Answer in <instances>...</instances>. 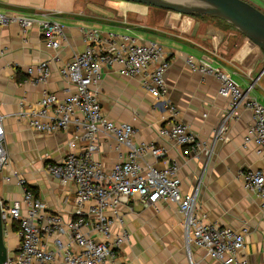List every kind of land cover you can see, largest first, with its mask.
<instances>
[{
  "label": "crops",
  "instance_id": "1",
  "mask_svg": "<svg viewBox=\"0 0 264 264\" xmlns=\"http://www.w3.org/2000/svg\"><path fill=\"white\" fill-rule=\"evenodd\" d=\"M247 1L264 11V0ZM0 11L20 13L37 21L26 39L17 23L0 27V112L4 115L10 158L9 165L0 171V200L23 197L24 187L16 178L5 179L16 168L51 211L65 219L76 216L75 184L64 185L44 169L46 162H58L68 152V142L76 135L75 127L56 132L34 131L18 113L19 100L35 102L44 88L60 97L68 93L70 81L59 68L86 48V28L128 33L163 45L171 60L165 72L169 85L166 100L178 107L177 119L188 125L203 148L212 150L211 154L185 156L183 146L161 136L159 127L171 120L165 100L153 97L143 87L140 76L120 74L117 64L103 65L98 82L104 114L131 123L136 128L135 142L164 146L165 159L148 154L146 161L156 165L176 161L182 190L191 192L199 186L196 202L205 214L204 221L234 229L246 228L242 255L249 264H264V211L258 196L244 187L241 175L249 167L264 169V156L257 153L253 143L245 144L252 112L239 104L238 114L227 118L226 130L217 137V129L231 108L230 98L220 94L216 75L193 69L186 61L192 55L197 62L226 72L244 88L255 80L251 94L264 105L261 47L221 18L193 16L128 0H0ZM45 18L64 25L58 50L45 44L38 23ZM55 53L60 59L51 61ZM42 60L50 61L52 71L46 84L33 81L27 70ZM75 143V150L79 151L85 142L75 138ZM116 145L113 138L101 137L93 157L110 168L128 150L125 145L119 148ZM157 206L156 210L133 201L123 205L125 222L123 226L115 223L112 229L113 233H119L124 227L129 232L128 240L120 248L121 258L129 264H187L183 214L175 202L159 201ZM2 223L7 255H10L18 249L20 237L13 222ZM191 256L195 264H222L200 248H193Z\"/></svg>",
  "mask_w": 264,
  "mask_h": 264
},
{
  "label": "built area",
  "instance_id": "2",
  "mask_svg": "<svg viewBox=\"0 0 264 264\" xmlns=\"http://www.w3.org/2000/svg\"><path fill=\"white\" fill-rule=\"evenodd\" d=\"M37 21L20 13L0 11V27L17 23L26 39ZM45 44L58 50L64 36V25L48 18L38 21ZM86 48L77 52L59 68L70 81L71 88L62 97L47 88L35 102L19 100V115L37 132H56L75 127L76 135L68 142V152L58 162H46L45 171L58 178L64 185L75 184V213L65 219L51 211L44 200L26 183L21 171L12 168L6 180L15 177L24 187L21 199L0 200L1 218L13 222L20 237L18 249L7 255L3 264H129L120 255L121 246L128 240L124 227L113 233V225L123 226V205L130 201L158 209L157 202H175L183 214V231L189 262L195 264L191 251L200 248L222 264H249L242 255L247 229H234L204 221V212L196 202L198 187L185 192L181 187L179 164L166 161L156 165L146 161L151 154L165 159L167 150L154 142H135L136 128L129 122L116 121L103 112L98 94V82L103 65H118V72L125 76H140L143 87L157 99L165 100L171 120L159 127V134L184 147L185 156L211 154L203 148L197 136L177 119L179 109L166 100L169 85L165 72L171 60L162 44L155 40H140L123 32L86 28ZM55 53L51 61L59 60ZM187 63L203 73L214 74L220 80L219 92L229 96L230 109L217 129L222 136L227 118L237 115L243 104L252 112V122L245 135V144L253 143L257 153L264 156V105L251 93L256 87L253 80L246 88L237 84L224 71L215 70L189 55ZM30 78L46 84L51 76L49 60L38 61L27 68ZM113 138L116 147L127 146L125 157L107 168L93 155L99 149L100 138ZM75 138H82L84 146L75 150ZM10 163L6 147L4 115L0 112V171ZM246 189L254 192L264 211V169L248 168L241 172ZM85 228L87 230H85ZM93 232V233H92ZM94 233L101 237H96ZM73 245L76 249H73Z\"/></svg>",
  "mask_w": 264,
  "mask_h": 264
},
{
  "label": "water",
  "instance_id": "3",
  "mask_svg": "<svg viewBox=\"0 0 264 264\" xmlns=\"http://www.w3.org/2000/svg\"><path fill=\"white\" fill-rule=\"evenodd\" d=\"M193 16H212L225 20L264 50V11L247 0H128ZM8 250L0 207V264Z\"/></svg>",
  "mask_w": 264,
  "mask_h": 264
},
{
  "label": "trees",
  "instance_id": "4",
  "mask_svg": "<svg viewBox=\"0 0 264 264\" xmlns=\"http://www.w3.org/2000/svg\"><path fill=\"white\" fill-rule=\"evenodd\" d=\"M31 189V188H30ZM31 190H33V189H31ZM34 191V190H33ZM35 192V191H34Z\"/></svg>",
  "mask_w": 264,
  "mask_h": 264
}]
</instances>
